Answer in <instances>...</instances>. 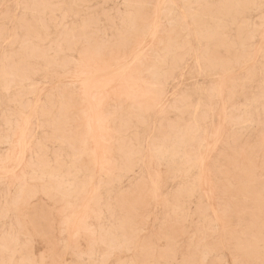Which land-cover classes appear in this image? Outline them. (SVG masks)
I'll use <instances>...</instances> for the list:
<instances>
[{"label":"rangeland","instance_id":"rangeland-1","mask_svg":"<svg viewBox=\"0 0 264 264\" xmlns=\"http://www.w3.org/2000/svg\"><path fill=\"white\" fill-rule=\"evenodd\" d=\"M0 264H264V0H0Z\"/></svg>","mask_w":264,"mask_h":264},{"label":"bare ground","instance_id":"bare-ground-1","mask_svg":"<svg viewBox=\"0 0 264 264\" xmlns=\"http://www.w3.org/2000/svg\"><path fill=\"white\" fill-rule=\"evenodd\" d=\"M160 3H161V2H160ZM162 3H163V2H162ZM162 3H161V4H162ZM158 4H159V3H158ZM159 6H161V5H159ZM158 18H159V17H158ZM154 23H155V22H154ZM155 25H156V24H155ZM157 26H158V25H157ZM154 28H156V27L154 26ZM153 30H154V29H153ZM156 31H157V29H156ZM206 32L209 33V31H207V30H206ZM151 33H152V32H151ZM212 34H213V33H210V36H212ZM152 35H153V34H152ZM154 35L156 36V33H155ZM155 36H154V37H155ZM147 38H148V37H147ZM262 40H263V39H262ZM140 52H141V51H140ZM140 52H139V54H140ZM135 54H136V53H135ZM139 54H138V55H139ZM134 56H135V55H134ZM136 56H137V55H136ZM137 57H138V56H137ZM137 57H136V58H137ZM129 59H131V57H130ZM132 59H133V61L135 60V58H133V57H132ZM132 59H131V60H132ZM131 60H129V62H131ZM129 62H128V64H129ZM124 63H126V62H124ZM131 63H132V62H131ZM125 65H127V64H125ZM246 65H248V64H246ZM243 67H244V66H243ZM119 68H120V67H119ZM121 69H123V65H122V68H121ZM121 69H120V70H121ZM109 70H110V69H109ZM242 70H243V69H242ZM105 71H106V70H105ZM116 71H118V69H117ZM240 71H241V70H240ZM99 72H100V71H99ZM99 72H98V73H99ZM102 72H104V71H102ZM106 72L109 73V71H106ZM106 72H105V73H106ZM110 72H112V70H111ZM118 72H119V71H118ZM118 72H114V71H113L112 73L115 74V73H118ZM237 72H239V71H237ZM94 74H95V73H94ZM96 74H97V73H96ZM96 74H95V75H96ZM110 74H111V73H109L108 75H110ZM91 75H92V74H91ZM111 75H113V74H111ZM87 76H88V75H87ZM101 76H102V75H101ZM103 76H104V75H103ZM88 77H89V76H88ZM88 77H86V78H88ZM92 77H93V76H92ZM104 77H105V76H104ZM78 78H79V77H78ZM86 78H85V79H86ZM97 78H98V76H97ZM110 78H111V77H110ZM110 78L108 77V79H110ZM79 79H81V78H79ZM85 79L82 78L83 81H84ZM95 79H96V77H95ZM106 79H107V78H105V79H103V80H106ZM77 80H78V79H77ZM110 80H111V79H110ZM90 81H91V79H90ZM86 82H87V81H86ZM93 83H94V82H93ZM98 83H100V82H97V84H98ZM101 83H102V82H101ZM104 83H105V82H104ZM106 83H107V82H106ZM106 83H105V84H106ZM86 84L88 85V83H86ZM105 84H104V85H105ZM91 85H92V83H91ZM92 86H94V85H92ZM92 86H91V87H92ZM106 86H107V85H106ZM220 86H221V85H220ZM85 88H86V85H85ZM87 88H88V86H87ZM89 88H90V87H89ZM94 88H96V86H95ZM221 90H222V89H221ZM88 93H90V91H88ZM220 94H222V93H220ZM88 95L90 96V94H88ZM220 96H221V95H220ZM89 99H90V98H89ZM89 101H90V100H89ZM33 107H34V104H33ZM93 107H94V106H93ZM91 108H92V107H91ZM93 110H94V109H93ZM94 111H96V110H94ZM29 113H30V112H29ZM95 115H96V112H95ZM224 115H225V114H224ZM94 120H95V119H94ZM27 121H28V120H26V123H27ZM28 122H30V121H28ZM92 123H93V122H92ZM93 124H95V122H94ZM93 124H92V125H93ZM221 124H222V123H221ZM25 128H27V127H25ZM93 129H94V128H93ZM95 129H96V128H95ZM23 130H24V129H23ZM95 131H97V130H94V132H95ZM24 132H25V131H24ZM22 134H23V133H22ZM94 134H95V133H94ZM96 134H97V133H96ZM96 134H95L94 136H96ZM219 135H220V134H219ZM22 137H24V136H21V138H22ZM98 137H99V136H98ZM218 139H219V138H218ZM20 140H21V139H20ZM24 140H25V139H24ZM24 140H23V141H24ZM97 140H98V141H96V140H95V141H96L97 144H98V143H99V139L97 138ZM95 141H94V143H95ZM24 143H26V142H24ZM18 144H19V143H18ZM22 145H23V143H22ZM215 145H216V143H215ZM20 146H21V144H20ZM23 146H25V145H23ZM96 146H98V145H95V147H96ZM24 149H25V148H24ZM98 149H99V148H97L96 151H98ZM22 151H23V150H22ZM209 151H210V150H209ZM23 152H24V151H23ZM23 152H22V153H23ZM96 154H97V159H98V154H99V153L96 152ZM21 159H22V157H21ZM100 163H101V160H100ZM99 167H101V166H99ZM3 168H4V167H3ZM3 168H1V169H3ZM4 169H5V168H4ZM5 170H6V169H5ZM7 170H8V169H7ZM98 170H99V169H98ZM205 171H206V170H205ZM205 171H203V172H205ZM8 173H9V171H8ZM204 177H205V176H204ZM93 186H94V185H93ZM205 190H206V189H205ZM93 191H94V190H93ZM82 211H83V210H82ZM214 215H215V214H214ZM71 217H72V216H71ZM215 217H216V216H215ZM220 221H221V220H220ZM70 225H71V224H70ZM75 226H76V225H75ZM69 230H70V229H69ZM70 234H71V233H70ZM70 236H71V235H70Z\"/></svg>","mask_w":264,"mask_h":264}]
</instances>
